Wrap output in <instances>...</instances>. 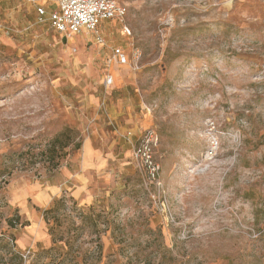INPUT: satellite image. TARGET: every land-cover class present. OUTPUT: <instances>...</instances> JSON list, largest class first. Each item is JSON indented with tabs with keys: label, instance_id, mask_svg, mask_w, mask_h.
<instances>
[{
	"label": "rangeland",
	"instance_id": "obj_1",
	"mask_svg": "<svg viewBox=\"0 0 264 264\" xmlns=\"http://www.w3.org/2000/svg\"><path fill=\"white\" fill-rule=\"evenodd\" d=\"M117 1L100 44L0 0V264H264V0Z\"/></svg>",
	"mask_w": 264,
	"mask_h": 264
},
{
	"label": "built area",
	"instance_id": "obj_2",
	"mask_svg": "<svg viewBox=\"0 0 264 264\" xmlns=\"http://www.w3.org/2000/svg\"><path fill=\"white\" fill-rule=\"evenodd\" d=\"M36 21L46 23L65 38L87 34L97 43L103 44V36L99 25L111 20H121L126 13L124 4L117 0H56L52 6L35 2ZM114 55L120 63L127 58L120 48L114 50ZM108 77L106 82H111ZM157 143L156 132L145 128L137 143L133 145L132 153L139 161L150 180H155L158 174V164L154 160V147Z\"/></svg>",
	"mask_w": 264,
	"mask_h": 264
},
{
	"label": "trees",
	"instance_id": "obj_3",
	"mask_svg": "<svg viewBox=\"0 0 264 264\" xmlns=\"http://www.w3.org/2000/svg\"><path fill=\"white\" fill-rule=\"evenodd\" d=\"M55 141H57V138L55 139ZM65 145H66V144H65ZM65 145L63 144L62 146L64 147ZM62 146H61V147H62Z\"/></svg>",
	"mask_w": 264,
	"mask_h": 264
},
{
	"label": "crops",
	"instance_id": "obj_4",
	"mask_svg": "<svg viewBox=\"0 0 264 264\" xmlns=\"http://www.w3.org/2000/svg\"><path fill=\"white\" fill-rule=\"evenodd\" d=\"M62 36V35H61ZM75 36H77V35H75ZM63 37V36H62Z\"/></svg>",
	"mask_w": 264,
	"mask_h": 264
}]
</instances>
